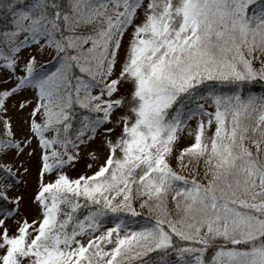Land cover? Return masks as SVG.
Wrapping results in <instances>:
<instances>
[{"label": "snow or ice", "instance_id": "obj_1", "mask_svg": "<svg viewBox=\"0 0 264 264\" xmlns=\"http://www.w3.org/2000/svg\"><path fill=\"white\" fill-rule=\"evenodd\" d=\"M257 79L264 0H0V264H264Z\"/></svg>", "mask_w": 264, "mask_h": 264}, {"label": "rangeland", "instance_id": "obj_2", "mask_svg": "<svg viewBox=\"0 0 264 264\" xmlns=\"http://www.w3.org/2000/svg\"><path fill=\"white\" fill-rule=\"evenodd\" d=\"M129 31H130V29H129ZM128 35H129V32H125V34H124L125 40L128 39ZM254 67L259 68V63L254 62ZM9 116H11V119H12L13 131H15L17 134H19V132L21 130L20 114L16 113L15 111L10 110ZM194 123H195L194 120L189 121V124L192 125L193 127H194ZM211 131L212 130L208 129L209 135L211 134ZM192 139H193L192 136L188 135L187 129H185V131L182 132L180 135V138L177 142V147L179 148V147H182V146H185V145L191 143ZM5 159H8V158H5ZM102 159H103V156L101 157L100 160H97L93 164V167L91 169H89L86 167V165L88 163H92V162L87 160V158L82 153L81 159L75 164V167L74 168H72V167L68 168L67 172L72 177H75L81 173H90L92 170L95 169V167L97 165L102 163ZM172 166L178 172H181V174L186 175L189 178H191L192 175H195L196 179L200 180L201 183L206 182L205 179L203 178L204 177L203 161H201L199 164L189 165V167L186 169L177 168L174 161L172 162ZM193 167L196 168L195 173H193L191 170ZM46 179H47V177H46ZM23 180L27 181V185H24ZM23 180L21 181V192L23 193L25 200H24V205H22V208L25 210L26 214L31 219V218H34L36 215L35 206L29 204V198H30L31 192H32L33 188L35 187V160H34V158L29 163V173L23 177ZM136 207H137V212L139 213V216H140L139 218H142L144 220L136 221V220H133V217H131V218L129 217L126 219L125 223L128 225L129 228H133V229H138L141 227L150 226V223L154 220L156 213L149 212L146 207H144V208L139 207L138 203L136 204ZM167 209L170 213H172L173 216L176 214V210L174 208V205L171 203L170 198H169V201L167 203ZM8 223L11 226L12 222L9 221ZM105 226H109V225H105ZM10 231H11V227H10Z\"/></svg>", "mask_w": 264, "mask_h": 264}, {"label": "trees", "instance_id": "obj_3", "mask_svg": "<svg viewBox=\"0 0 264 264\" xmlns=\"http://www.w3.org/2000/svg\"><path fill=\"white\" fill-rule=\"evenodd\" d=\"M23 2L26 3L27 0H23ZM223 91L225 93H228V92H230V89L225 87L223 89ZM244 95L245 96H247V95H255L257 97L264 96V81H260V80L257 79L255 81L251 82L250 84H247L245 89H244ZM210 130H214V126H213V128H210ZM139 217H140L139 215L137 217H133V220H136V221L144 220V219L139 218ZM125 221H126V219H125ZM212 254H213V250L210 248L208 250V252H207V257L210 258Z\"/></svg>", "mask_w": 264, "mask_h": 264}]
</instances>
